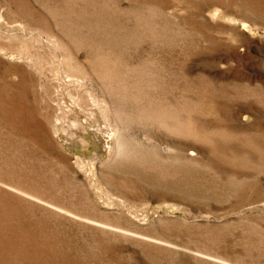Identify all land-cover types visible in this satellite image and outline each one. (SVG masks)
<instances>
[{
  "label": "rangeland",
  "instance_id": "374dc122",
  "mask_svg": "<svg viewBox=\"0 0 264 264\" xmlns=\"http://www.w3.org/2000/svg\"><path fill=\"white\" fill-rule=\"evenodd\" d=\"M263 82L264 0H0V264H264Z\"/></svg>",
  "mask_w": 264,
  "mask_h": 264
},
{
  "label": "bare ground",
  "instance_id": "6f19581e",
  "mask_svg": "<svg viewBox=\"0 0 264 264\" xmlns=\"http://www.w3.org/2000/svg\"><path fill=\"white\" fill-rule=\"evenodd\" d=\"M213 16L215 17H219L220 14H219V10H215L213 12ZM230 21L234 24H237L239 25L240 29H242L244 31V34H247V35H258L259 34V30H258V27H256V25L254 23H252L251 21H248L244 18H238L236 16H230ZM251 24H250V23ZM259 86V84H258ZM260 90H262L264 92V82L259 86ZM225 131H230V129H221L220 132H225ZM260 135H263V133H258Z\"/></svg>",
  "mask_w": 264,
  "mask_h": 264
}]
</instances>
